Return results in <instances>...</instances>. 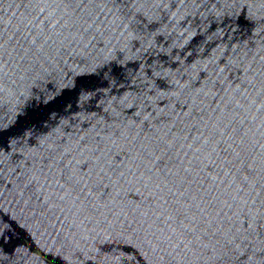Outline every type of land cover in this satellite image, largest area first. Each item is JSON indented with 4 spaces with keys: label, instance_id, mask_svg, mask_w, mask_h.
Wrapping results in <instances>:
<instances>
[{
    "label": "water",
    "instance_id": "obj_1",
    "mask_svg": "<svg viewBox=\"0 0 264 264\" xmlns=\"http://www.w3.org/2000/svg\"><path fill=\"white\" fill-rule=\"evenodd\" d=\"M120 8L0 0V198L264 194V0H138L131 30Z\"/></svg>",
    "mask_w": 264,
    "mask_h": 264
},
{
    "label": "snow or ice",
    "instance_id": "obj_2",
    "mask_svg": "<svg viewBox=\"0 0 264 264\" xmlns=\"http://www.w3.org/2000/svg\"><path fill=\"white\" fill-rule=\"evenodd\" d=\"M61 2L69 9L75 8V11L79 12L90 3V0H61ZM105 3H112L114 7L121 6L120 14L122 16V26H125L127 29H134L141 27V21L145 20L142 13L136 9V4L138 0H104ZM43 11V10H41ZM91 17H89L90 19ZM146 22V21H145ZM157 159V163H162L159 158ZM151 171V170H150ZM191 208L188 210L183 209L177 205L173 207V212L175 213V228H171V234L166 236L162 241V244H168L169 246L175 244L178 247L180 245L185 244V241L189 240V237L194 241L196 239V228H193L192 225L195 224V218L189 217V212ZM5 220L8 217H4ZM173 222V216L168 217V223L171 224ZM14 223V222H13ZM179 229V231H177ZM2 239H0V243H2Z\"/></svg>",
    "mask_w": 264,
    "mask_h": 264
}]
</instances>
